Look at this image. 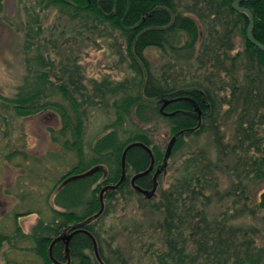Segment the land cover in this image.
I'll return each mask as SVG.
<instances>
[{"label":"trees","instance_id":"obj_1","mask_svg":"<svg viewBox=\"0 0 264 264\" xmlns=\"http://www.w3.org/2000/svg\"><path fill=\"white\" fill-rule=\"evenodd\" d=\"M233 1L33 0L40 10L56 9L60 17L77 25L71 31L62 26L45 37L38 14L29 15L24 33L27 75L14 97L0 95V123L55 113L60 127L48 132L61 143V158L72 155L76 161L48 193L37 198L38 202L45 201L44 209L38 205L13 214L14 233L0 234V248L14 236L27 244L16 248V260L7 262L38 264L40 258L42 264H54L48 256L51 241L98 211L101 186L119 180L121 154L130 142L149 146L154 165H161L167 145L152 144L141 129L122 136L125 122L136 119L147 124L156 116L166 121L170 138L183 132L176 135L168 156L172 163L169 185L159 189L157 198L156 190L153 196L139 201L159 215L154 226L160 233V246L149 245L155 247L150 252L153 264H264V229L237 222L244 214L255 213L248 207L246 179L264 181V51L247 39L248 16L234 9ZM237 6L250 10L251 36L264 46V0L240 1ZM32 23L35 25L30 27ZM100 30L112 36L114 43L109 46L117 59L115 69L125 66V76L118 81L86 79L76 56L74 43L79 41L80 47L81 39L97 42L95 34ZM237 32L242 47L235 50ZM65 44L73 46L66 51ZM149 49L160 50L158 63L147 56ZM165 100L169 102L162 108ZM108 103L114 118L104 129L110 130L94 141L87 156L84 116L88 110ZM229 122L232 134L225 140L222 130ZM206 134L212 139L215 158L204 146L188 144L187 139ZM16 153L22 154L16 149L6 155L7 159ZM49 160H59V156L50 153ZM149 164L150 157L142 147H131L125 157L126 179L117 188L103 192L102 212L82 226L94 237L104 264H128L120 249L112 246V234L103 237L102 225L106 216L114 213L119 199L128 201L136 194L129 182L130 173L140 172ZM95 165H101L102 170L59 187L66 178ZM166 170L168 165L158 176L159 183ZM33 171L28 168L22 177L30 179ZM226 171L232 178L221 190L219 175ZM135 183L149 188L150 174ZM34 195L27 190L23 199L33 200ZM214 202L218 209L211 216L209 206ZM256 207L264 210V192ZM34 208L39 218L26 234L18 218L35 212ZM257 238L262 243L258 244ZM69 248L70 262L100 264L93 253H88L92 241L86 234H74ZM63 254L64 244L57 241L52 255L65 262Z\"/></svg>","mask_w":264,"mask_h":264},{"label":"rangeland","instance_id":"obj_2","mask_svg":"<svg viewBox=\"0 0 264 264\" xmlns=\"http://www.w3.org/2000/svg\"><path fill=\"white\" fill-rule=\"evenodd\" d=\"M0 2L2 6L0 11V95L12 98L20 86L24 85L27 75L24 33L28 25L29 15L33 16L35 12L38 14V21H40L43 29L42 35L45 37H48L55 30H61L59 28L62 26H65L67 31H71V27L77 25V22L66 21L64 17L59 16L56 9L40 10L33 4V0H0ZM33 25L35 24L32 23L29 26L32 27ZM99 33L104 32L96 31L97 42L81 39L80 47L79 41L74 43L76 56L80 60L86 79L95 78L100 81L106 77L118 81L125 76L122 71L125 66L120 65V68L116 67L115 69L114 64L117 63V59L112 57L111 46H109L110 42L114 43L113 39L110 41L112 36L106 33L99 35ZM68 39L70 37L67 34ZM233 41L235 50L242 47V39L238 32ZM65 45L66 51L71 45L73 46V44ZM146 54L152 62L158 63L160 61V50L149 49ZM113 118V111L109 103L103 108L97 106L96 109L86 112L83 122V145L87 156L91 153V146L94 141L110 130H105L104 126ZM0 124L2 126L0 129V234L12 235L14 233L13 214L38 205H43L42 209H44L45 201H43L44 203L41 200L38 202L37 198H41V195H45L52 189L51 187L55 185L60 176L75 163L76 158L72 155L61 158L60 154L63 153L61 143L54 141L48 132L50 128L57 130L60 127L59 118L55 113L48 112L22 118H11V122L1 121ZM230 125L229 122L226 129L223 127L225 140H229L231 137ZM134 129L144 130L150 137L152 144L160 147L162 145L166 147L171 139L163 117L153 116L147 124H142L136 119H133V122H125L123 125L125 133L122 136H127V133ZM187 141L192 147L204 146L212 158H215V149L210 135L193 137ZM16 149L26 157L22 156L21 153H16L7 159L6 155H10ZM50 153L58 155L59 160H49ZM34 158L39 159L42 163L36 162ZM51 158L55 159V156H51ZM171 164V160L167 158L165 166L168 165V170L162 174L160 183L157 181L156 198L159 196V189H165L170 183L171 170L169 168ZM28 168L34 169L30 179L22 177L23 174H27ZM133 174L130 173V176ZM228 174L229 172L226 171L219 175L221 190L228 186L232 178ZM246 180L248 207L255 209V213L254 215L244 214L237 222L243 226L252 225L262 230L264 229V210L258 209L256 204L260 194L264 192V181L255 178ZM103 186L105 185H102L101 188ZM27 190L33 195L36 193L37 196L34 195L33 200L23 199ZM134 191L136 194L132 196L131 200L119 199L113 209L114 213L106 216L105 223L102 225V229L105 230L103 237L107 239L110 233L112 234V246L120 249L128 260V264H153L150 252L156 246H160V241H158L160 233L154 226V221L159 215L151 213L147 207L144 208L140 202L147 197L136 190ZM217 209L218 204L212 203L209 206V214L214 215ZM33 210L35 212L18 218L22 232L26 234L31 232L39 218L38 213H36L37 209L34 208ZM256 242L260 244L262 239L257 238ZM151 243H156L154 244L155 247L150 248ZM25 244L27 243L19 242L17 236L12 237L10 241H4L0 248V264H16L14 261L7 262V260H16L19 255L16 248ZM88 253H93L94 256L93 248ZM37 263L42 264L40 258L37 259ZM70 264H75V262L73 263L71 260Z\"/></svg>","mask_w":264,"mask_h":264},{"label":"water","instance_id":"obj_3","mask_svg":"<svg viewBox=\"0 0 264 264\" xmlns=\"http://www.w3.org/2000/svg\"><path fill=\"white\" fill-rule=\"evenodd\" d=\"M240 1H249V0H234L232 2V7L234 9L246 13L247 16H248V25H247V29H246L247 39L254 46H256L260 50H263L264 51V46L261 45V44H259L251 36V26H252V23H253V17H252V14H251V12H250L249 9L244 8V7L237 6V3L240 2ZM168 102H169V100H165L164 103H163V105H162V108ZM182 132L183 131L181 130L176 135L181 134ZM176 135H173L171 137L169 143L167 144L166 152H165V155H164L163 160H162L163 163L161 165H159V167L153 173V175H152V185H151L150 188H142L138 184H135V180L137 178L142 177V176L148 174L153 169V166H154V157H153V153H152L150 147L147 146V145H145L141 141H133V142H130L129 144H127L125 146V148L123 149L122 154H121V162H120L121 173H120L119 180L115 184H106L105 186H103L101 188V190L99 192L100 207H99V209H98V211L96 213H94L92 216L88 217L87 219H85L81 223L73 224V225L69 226L60 235H58V236H56V237L53 238V240L51 241V243L49 245V248H48V256H49V259L52 261V263H54V264H70V248H69L70 239L72 238V236L74 234L81 232V233L86 234L91 239V241H92V248H93V252H94L95 258L97 259V261L100 264H104L102 262L100 256H99L98 249H97V244H96V241H95L94 237L92 236V234L88 230L84 229L82 226L84 224H86L87 222L91 221L92 219L96 218L102 212V209H103V192L105 190H107V189H115V188H117L124 181L125 175H126L125 174V157H126V154H127L128 150L131 147H134V146H140V147H142L148 153V155L150 157V164H149V166L146 169H144V170H142L140 172L134 173L131 176V178H130L131 186H132V188L134 190H136L137 192H139L141 194H144L147 198L153 196L155 194V189H156V184H157V176L161 173L162 169L165 167L166 159L168 158V156H169V154L171 152V148H172V146H173V144L175 142ZM99 170H102L101 165H95V166H93L92 168H90L88 171H86L84 173L72 175V176L66 178L65 180H63V182H61V184L59 185V187L63 186L67 182H70V181H73V180H76V179H79V178L86 177V176L94 173L95 171H99ZM67 230H70V231L67 232ZM57 241H62L63 244H64V254H63V258L65 259V262L58 261L52 255V246Z\"/></svg>","mask_w":264,"mask_h":264},{"label":"flooded vegetation","instance_id":"obj_4","mask_svg":"<svg viewBox=\"0 0 264 264\" xmlns=\"http://www.w3.org/2000/svg\"><path fill=\"white\" fill-rule=\"evenodd\" d=\"M159 167V164H155L154 166H153V169L148 173V175L150 174V187H151V185H152V175H153V173L156 171V169ZM147 175V174H146ZM131 177V176H130ZM125 179H126V175H125ZM124 179V180H125ZM129 182H130V178H129ZM136 184V183H135ZM130 185H131V183H130ZM149 187V188H150Z\"/></svg>","mask_w":264,"mask_h":264}]
</instances>
